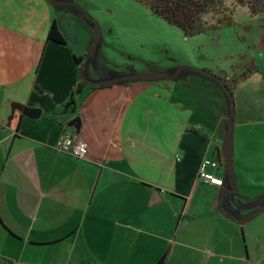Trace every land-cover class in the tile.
<instances>
[{"label":"crops","instance_id":"0c3cea01","mask_svg":"<svg viewBox=\"0 0 264 264\" xmlns=\"http://www.w3.org/2000/svg\"><path fill=\"white\" fill-rule=\"evenodd\" d=\"M61 1L0 0V99L42 112L0 120V264H264V108L228 118L218 75L188 89L107 71L86 55L85 10ZM53 20L64 45L47 42ZM228 120L234 174L219 188L197 171L204 158L223 169ZM64 133L84 158L55 148Z\"/></svg>","mask_w":264,"mask_h":264},{"label":"rangeland","instance_id":"374dc122","mask_svg":"<svg viewBox=\"0 0 264 264\" xmlns=\"http://www.w3.org/2000/svg\"><path fill=\"white\" fill-rule=\"evenodd\" d=\"M71 1L85 10L93 25L92 36L94 28L99 29V41L93 54H98L103 62H107V71H135L138 76L154 74L157 78L170 77L181 84L187 82L183 86L188 89V83L210 80V75H218V79L227 76L231 80L228 82L230 87L237 80L232 92L235 111L238 107L263 115L264 12L251 16L247 7L223 1V6L233 10L234 24L213 33L187 38L179 29L153 16L146 7L133 0ZM218 18H221L218 13L208 12L203 21L213 25ZM92 58L98 59L96 55ZM255 68L259 72L254 74L262 80L261 83H257L252 75L245 81L241 80L244 73ZM129 75L133 74L126 76ZM215 84L216 92L223 89L219 82L215 81ZM9 106L7 104L6 113L4 101L0 99L2 122L7 121ZM258 140V145L264 146V124L260 125Z\"/></svg>","mask_w":264,"mask_h":264},{"label":"trees","instance_id":"16d2710c","mask_svg":"<svg viewBox=\"0 0 264 264\" xmlns=\"http://www.w3.org/2000/svg\"><path fill=\"white\" fill-rule=\"evenodd\" d=\"M146 7L153 16L162 19L166 24L179 29L187 38L196 37L203 34L213 33L222 27H229L234 24L233 10L227 9L223 6V1H233L237 6L247 7L251 16H255L264 12V0H133ZM208 12H216L221 15L213 25H207L203 21V16ZM262 41L264 42V27L262 28ZM47 42L57 45H64L65 41L61 35L55 20L51 25L47 34ZM76 65L83 67L84 62L81 58H75ZM257 73L255 69H250L244 73L241 80H245L249 75ZM123 80V79H121ZM238 80V81H241ZM223 88H226V94L230 98L232 105V113L234 112V101L232 92L237 83L233 81V86L230 87L228 82L221 77L218 79ZM225 83V84H224ZM91 85V84H90ZM101 86V85H99ZM104 86V85H103ZM95 89V88H94ZM219 172L223 173L222 164H219ZM162 262V261H161Z\"/></svg>","mask_w":264,"mask_h":264},{"label":"water","instance_id":"95a60500","mask_svg":"<svg viewBox=\"0 0 264 264\" xmlns=\"http://www.w3.org/2000/svg\"><path fill=\"white\" fill-rule=\"evenodd\" d=\"M49 2L51 5L58 7L59 5H63L64 2L59 1V0H46ZM84 15L87 17V14L84 13ZM89 21V20H88ZM99 41V29L97 27L94 28L93 30V36L91 40V44L88 47V50L86 51V55L90 56L93 54V51L95 50L96 45L98 44ZM139 79L147 80V79H156L157 76L154 74H145V75H139L137 76ZM79 78L85 81V76H84V70L83 68H80L79 71ZM124 80V79H123ZM87 84V83H86ZM15 112L21 113L25 118L32 119V120H37L40 118L42 112L39 109L36 108H29L23 104L17 103V102H12L10 104V115L7 118L8 124L10 123L11 119L13 118ZM232 113V110H231ZM231 116H228L230 118ZM231 119V118H230ZM68 128H73L76 133H79L80 127H81V120L79 117H75L71 119L67 123ZM227 131L223 139V144H222V159H223V171H224V186L232 184L233 181V147H232V124L227 121ZM222 187V188H223Z\"/></svg>","mask_w":264,"mask_h":264},{"label":"built area","instance_id":"2783aa9c","mask_svg":"<svg viewBox=\"0 0 264 264\" xmlns=\"http://www.w3.org/2000/svg\"><path fill=\"white\" fill-rule=\"evenodd\" d=\"M55 148L75 158H84L88 152L87 146L83 141L68 133L60 136L55 144ZM219 169L220 166L217 160L205 158L199 165L197 178L203 183L221 188L224 186V176L217 175Z\"/></svg>","mask_w":264,"mask_h":264}]
</instances>
